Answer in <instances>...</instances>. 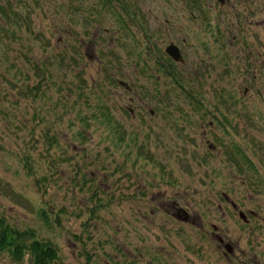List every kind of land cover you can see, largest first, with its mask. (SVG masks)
I'll return each instance as SVG.
<instances>
[{
  "label": "rangeland",
  "instance_id": "374dc122",
  "mask_svg": "<svg viewBox=\"0 0 264 264\" xmlns=\"http://www.w3.org/2000/svg\"><path fill=\"white\" fill-rule=\"evenodd\" d=\"M214 1L0 0L33 30L0 37V217L51 264H264V0L249 66L243 7ZM40 65L55 86L19 93Z\"/></svg>",
  "mask_w": 264,
  "mask_h": 264
},
{
  "label": "trees",
  "instance_id": "16d2710c",
  "mask_svg": "<svg viewBox=\"0 0 264 264\" xmlns=\"http://www.w3.org/2000/svg\"><path fill=\"white\" fill-rule=\"evenodd\" d=\"M18 1L19 3L24 4L23 2L24 0H18ZM29 7L30 6L26 7L27 15L23 16L17 12V10L12 6L10 2H8L7 5L0 4V37L9 38L10 36H15L16 35L15 33L16 32L19 33V31L24 26L27 30L26 32L29 31L31 33V31H33L31 28L32 20H30L31 12L29 10L30 9ZM37 35L39 34H36V36ZM39 73L43 77L44 83L38 82L32 87H27L26 89H19L20 90L19 93L22 94L24 92H27L30 93L29 95L32 97H37L39 94H41L43 98H46L47 89L51 85L55 86L52 79L53 74L51 73V71H49L48 68H46V66L41 67V65L36 67L35 76L39 77L40 76ZM168 75L172 77L176 82H178L176 79L177 74L171 68L168 71ZM65 84L66 83H60L61 86L60 88H58L59 92L64 91L65 88H61V87H63V85ZM80 88L81 87H79V89ZM63 98H64V94L61 95L60 98L57 100L58 104H60V100H63ZM105 115L106 114H102V117H105ZM107 116L108 115H106V117ZM47 131L50 132L48 128ZM25 167L33 168V165L32 163L25 164ZM31 238H32V232L30 233H28L27 231L20 232L17 229H13L8 225V223L2 217H0V251L7 252L14 261H18L24 254H28L31 257L33 264H51L57 258L56 250L49 243L40 242L35 239L29 242L28 240Z\"/></svg>",
  "mask_w": 264,
  "mask_h": 264
},
{
  "label": "flooded vegetation",
  "instance_id": "af4514ba",
  "mask_svg": "<svg viewBox=\"0 0 264 264\" xmlns=\"http://www.w3.org/2000/svg\"><path fill=\"white\" fill-rule=\"evenodd\" d=\"M101 1H102L103 5H105V7L108 6L109 8H113V7L116 6V4L120 5L121 1H123V0H101ZM232 1L234 3H236V4H238V5H241L243 7V11L242 12L245 13L244 14L245 16L241 15L242 16L241 18H246V21L243 24L244 27L246 26V28L244 30L245 33H244L243 37L240 39V37H238V36H235V37L232 36V38H234V39L237 38L239 40V41L237 40V42H239L241 44L242 48H244L243 53H242V59L245 60L246 65L249 66V64H250V61H249L250 56L252 58L255 57L256 59H257V57L261 58L260 54L256 53V51H255L256 47L253 46V42H251L249 40V38L247 37V33H249V29H247V27L251 28L252 26H260L261 25L260 24L261 20H257V14L260 13L259 9L261 7V4H259L257 2V0H215L214 1V3H215L214 5H216L218 7V8H216L215 16L219 17L221 15V12H222L223 8L226 7V5H228ZM180 2L185 7L189 8L190 10H197V9H201L203 7L202 0H180ZM122 7L126 8L125 5H123ZM103 11H105V9H103ZM103 11H101L100 14H102ZM239 14H240V11L237 10V13L235 14V16L239 17ZM250 17H251V20L249 21ZM239 21H241V19ZM240 23H242V21L239 22V24ZM219 35L221 36V38L223 37L222 34H219ZM170 44H174V43H170ZM149 45H148V52L151 53L153 50L151 48V44H149ZM178 49H179V47H178ZM165 50H166V48H165ZM179 51H180V49H179ZM165 53H166V51H165ZM180 53H181V51H180ZM166 55L169 58H171L167 53H166ZM181 55H182V53H181ZM182 57H183V55H182ZM230 58H231V56L229 54L225 55L226 62H231L232 63ZM183 59H184V57H183ZM261 61L264 63V60L262 58H261ZM174 62L178 63L180 65H182L184 63V62L180 63V62H176V61H174ZM167 68L168 67H166L165 69L167 70ZM225 68H226V66H225ZM121 82L122 81L119 82L120 85H122ZM122 86H124L126 89L129 88L125 83ZM245 91H246L245 93L247 94L248 91L247 90H245ZM188 219L189 218L186 215H184V217L182 218V220L185 221V222L188 221ZM245 219L246 220H244V219L243 220L245 221V224L247 225L249 223V219H247L246 215H245ZM213 234H214L215 238L218 240V242L221 244L222 241H223V238L218 236L217 232L216 233L214 232ZM224 246H225V244H224Z\"/></svg>",
  "mask_w": 264,
  "mask_h": 264
},
{
  "label": "water",
  "instance_id": "95a60500",
  "mask_svg": "<svg viewBox=\"0 0 264 264\" xmlns=\"http://www.w3.org/2000/svg\"><path fill=\"white\" fill-rule=\"evenodd\" d=\"M166 53L176 62H180V63H183L184 62V59L178 49V47L174 44H169L167 47H166ZM121 84L123 85L124 83L121 82ZM239 217L244 220L245 219V214L243 212H240L239 213ZM225 250L231 254H233V248L230 244H226L224 246Z\"/></svg>",
  "mask_w": 264,
  "mask_h": 264
}]
</instances>
